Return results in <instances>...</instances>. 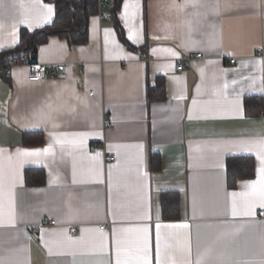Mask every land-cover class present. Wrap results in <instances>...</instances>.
I'll list each match as a JSON object with an SVG mask.
<instances>
[{
    "label": "crops",
    "instance_id": "crops-1",
    "mask_svg": "<svg viewBox=\"0 0 264 264\" xmlns=\"http://www.w3.org/2000/svg\"><path fill=\"white\" fill-rule=\"evenodd\" d=\"M112 2L96 0L84 43L39 45L45 80L28 82L26 63L0 75V264H115L117 247L133 258L144 228L156 264L157 224L162 259H182L187 244L191 264H264V208L248 187L260 162L244 150L264 141V118L243 105L264 104V0H127L138 5L128 27L122 0L116 19L134 51L116 35ZM55 15L53 0H0V53ZM159 82L165 97L150 100ZM27 132L42 145H23ZM46 147L38 162L18 155ZM245 156L254 176L230 190L226 160ZM28 168L44 170L43 185L24 183ZM164 193L178 194L179 219L163 220Z\"/></svg>",
    "mask_w": 264,
    "mask_h": 264
},
{
    "label": "trees",
    "instance_id": "trees-1",
    "mask_svg": "<svg viewBox=\"0 0 264 264\" xmlns=\"http://www.w3.org/2000/svg\"><path fill=\"white\" fill-rule=\"evenodd\" d=\"M56 15L50 26L29 32L23 29L20 33V43L7 51L0 53V75L7 79L6 70L12 65L36 62L39 45L45 43L52 35L68 39L70 43L82 44L86 41V25L88 17L97 12L96 0H53ZM122 0H113L110 10L113 17L114 28L119 41L128 50L135 49L124 37L121 24L116 19V12ZM83 11V12H82ZM149 99H164V86L157 83L155 88L148 90ZM244 114L247 117L258 116L264 110L261 97H246L243 101ZM23 145H42V134L27 132L23 134ZM226 178L228 189L235 188L238 180L252 178L255 173V162L252 157H230L226 160ZM153 164V163H152ZM154 167V166H153ZM45 173L43 169L28 168L24 172V183L29 185H43ZM163 220H177L180 217L178 194L164 193L161 198Z\"/></svg>",
    "mask_w": 264,
    "mask_h": 264
},
{
    "label": "snow or ice",
    "instance_id": "snow-or-ice-1",
    "mask_svg": "<svg viewBox=\"0 0 264 264\" xmlns=\"http://www.w3.org/2000/svg\"><path fill=\"white\" fill-rule=\"evenodd\" d=\"M23 7V5H21ZM132 9L130 12L129 9ZM138 8V5L136 3L129 4L127 0H125L124 4V13L122 14V19L125 21V26L128 27V21L130 19L135 18L136 9ZM49 12H51V9H48ZM20 23H24V20H21ZM129 40L135 41L136 36L132 28H129ZM175 55V53H173ZM182 98V97H181ZM195 103V101H193ZM239 110V109H238ZM245 151L251 152L255 150L256 157L260 162V166L257 168V179L255 181H252L248 184V187L252 189L251 195L255 198L253 201V206L256 201L259 202L260 207L264 208V141L259 142L258 144H252L247 145L244 148ZM50 152V148H44V149H36L32 151H23L19 152L18 155L24 156V157H34L38 158L41 156H46ZM99 155V154H97ZM75 183V180H73ZM3 182L2 177H0V190H2ZM233 196H236L237 193H232ZM247 195V194H246ZM233 216L237 215L235 207H233ZM246 215H251V208H249V211L245 213ZM160 225L157 224L156 229V248H155V262L156 264H191V261L187 258V254L190 252V249L187 244H185L183 248L184 257L180 260H176L174 258H170L168 260L162 259L161 254V243H160ZM166 227H173V228H187V224H180V225H167ZM141 231L144 233L142 243L139 247H137L135 254L132 259L130 260H122L120 258V249L117 247L116 249V261L115 264H152V258H151V252L148 244V236H147V228L141 229ZM103 235V234H102ZM168 245H165V248H168ZM199 264V262H198Z\"/></svg>",
    "mask_w": 264,
    "mask_h": 264
},
{
    "label": "built area",
    "instance_id": "built-area-1",
    "mask_svg": "<svg viewBox=\"0 0 264 264\" xmlns=\"http://www.w3.org/2000/svg\"><path fill=\"white\" fill-rule=\"evenodd\" d=\"M110 2V0H98V4L99 5H108ZM106 21H109L110 18L106 17L105 18ZM258 52H261V48L258 49ZM202 55L201 54H198L195 56V58H198V57H201ZM149 59H148V56L144 53V54H141L140 57H139V61H143V62H147ZM229 62L231 63H234V60L233 59H230ZM178 65H176L175 69L176 71L178 72H182L183 69H184V66L182 63H177ZM27 65V69H28V76H27V81L30 82V83H37V82H40L41 80H45L46 78H48L49 76V71H48V68L44 65V64H41V63H36V62H27L26 63ZM6 70V74L7 75H10V72H11V69L8 68V69H5ZM90 95L92 94V92L89 93ZM259 115L261 117L264 118V110L261 111L259 113ZM106 159L110 162H113L114 161V157L111 156V155H107ZM261 216H264V209L261 210V212L259 213V217ZM44 223H48L50 225H54L55 222L54 221H50V222H44ZM105 228V225L102 224L100 226V229H104ZM34 232H36V229L33 230ZM68 232H69V235L70 236H74V234L76 233V227L75 226H70L69 229H68Z\"/></svg>",
    "mask_w": 264,
    "mask_h": 264
}]
</instances>
